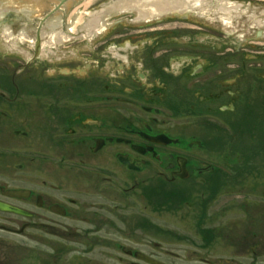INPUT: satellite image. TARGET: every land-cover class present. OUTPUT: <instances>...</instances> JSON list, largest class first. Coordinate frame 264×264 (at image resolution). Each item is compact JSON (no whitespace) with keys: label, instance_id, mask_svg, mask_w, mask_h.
Listing matches in <instances>:
<instances>
[{"label":"flooded vegetation","instance_id":"af4514ba","mask_svg":"<svg viewBox=\"0 0 264 264\" xmlns=\"http://www.w3.org/2000/svg\"><path fill=\"white\" fill-rule=\"evenodd\" d=\"M192 15H157L151 40L115 41L152 64V84L121 89L78 73L77 57L26 60L10 44L32 43L0 40V264H264V159L217 150L224 130L208 116L237 123L220 119L228 106L205 107L233 97L239 79H264V62L252 66L264 48L186 51L165 25ZM185 52L207 62L171 72ZM192 93L204 95L199 132L177 122L191 117Z\"/></svg>","mask_w":264,"mask_h":264},{"label":"rangeland","instance_id":"374dc122","mask_svg":"<svg viewBox=\"0 0 264 264\" xmlns=\"http://www.w3.org/2000/svg\"><path fill=\"white\" fill-rule=\"evenodd\" d=\"M95 1L97 0H77V4L82 3V6L65 12L68 36L71 35L69 31L74 24L77 23L79 29L81 24H86ZM256 1L264 2V0ZM20 17H22V14L20 13L1 17L0 32L18 25V18ZM130 19L131 17L129 12L123 13L119 17L114 16L110 19H106L110 28L100 26V34L96 35L93 46L89 48H86V37L68 43L70 49L74 54L71 55V57L79 58V62L75 64L76 66H74V68L76 67L75 70L78 73L91 72L95 77H105L106 81L110 83L109 85L112 88L116 89L124 88L125 86H123V83H128L130 79L132 81L138 80L139 82H142L143 85L152 84V81L148 77L152 69V64L143 62L138 59L140 58L141 53H134L133 48H130L129 50V48L126 47V43L122 44L115 41L151 40V35H153V33H151L150 30L154 28L153 25L156 19L152 20L148 25L127 26ZM116 21L123 22L117 24V26H111L112 23H115ZM165 26L172 28L170 33H173V35L170 38H173L175 39V41L181 43L182 48L186 47V51L189 50V47L192 45H201V42L207 44H215V41L218 40L234 42L235 44H237L239 50H248V45H250L239 42L229 36H226L214 29L207 27L206 12L192 15V17L187 21H174ZM124 34L129 35L123 38H116ZM29 39L34 38L29 36ZM106 41L108 44L102 45ZM252 45H254V47L256 48L255 54L253 56H258L257 52L260 49L264 48V43ZM20 47L35 53L34 48L36 47L34 44H20ZM185 53V55L181 54V57L180 54H175L176 58L170 64L171 72L179 73L181 72L182 67L185 65H188L189 69L193 71L204 66V63L207 62V58H203L202 61H194V55L192 53ZM248 55L252 54L249 53ZM260 55L262 57L264 56V54ZM37 62L39 61L37 60ZM263 62V60L256 61L252 63V66L253 68H257L262 65ZM50 70L54 71V69L52 68ZM254 71L256 70L254 69L253 72ZM248 77H250L251 79L249 78L250 80H246V78H242L238 80V89L236 88V93L233 95V97L226 95L222 97L221 100L218 101V103L205 105L206 108L208 106H212V108H217L219 105L228 106L229 108L227 112H221L219 115L222 121H231L233 123H237L238 125L250 124V126L252 127L251 134H240L238 130L231 129L223 131L214 138V144L217 147V150L222 152H239L242 154L241 159L243 163H247L251 157L254 159V161H256V159H260L261 161H263L264 159V79L258 78L256 76L254 77V75ZM143 85H141L140 87L143 88ZM189 87L191 90L194 89L192 83L189 84ZM197 97H200V100L203 99L202 96H199L197 94L193 95V93L191 94V99L193 102L198 101ZM187 102L188 101H186V99L182 97L179 104L182 107L186 105ZM188 118L189 119L186 120L180 119L177 122H186L190 124V128L192 131L199 132V128L201 127L199 122L203 121L204 118H195L194 115H191V117L188 116ZM208 119L212 122L222 125L221 123H219L218 118L208 116ZM202 133L204 139L211 145H213V128L206 125V128L202 130ZM208 150V147H205L204 149L195 147L193 149V151L195 152ZM160 225L164 227L167 225V219L165 217L160 221Z\"/></svg>","mask_w":264,"mask_h":264},{"label":"water","instance_id":"95a60500","mask_svg":"<svg viewBox=\"0 0 264 264\" xmlns=\"http://www.w3.org/2000/svg\"><path fill=\"white\" fill-rule=\"evenodd\" d=\"M77 0H0V18L24 12L18 25L0 32V40H23L30 36L41 45L35 53L10 44L15 55L33 57L74 55L68 43L85 38L86 48L93 46L100 26L110 28L105 17L121 9L130 13L127 26L148 25L153 19L178 12L183 16L187 10L206 12V26L244 44L264 43V2L256 0H97L87 24L68 36L66 13L81 7ZM136 10V11H133ZM140 19V20H139ZM143 22H142V21ZM11 30L15 34L10 33ZM259 34V35H258ZM13 35V36H12ZM58 42L59 44H56ZM0 52L8 48L0 43ZM56 60V59H53ZM40 61V60H38ZM38 64V62H36Z\"/></svg>","mask_w":264,"mask_h":264},{"label":"bare ground","instance_id":"6f19581e","mask_svg":"<svg viewBox=\"0 0 264 264\" xmlns=\"http://www.w3.org/2000/svg\"><path fill=\"white\" fill-rule=\"evenodd\" d=\"M20 14H22V16H24V12H20ZM123 14V11L121 10V9H119V10H117V11H115L114 13H112V14H110L109 16H107V17H105V19H110V18H112V17H119L120 15H122ZM172 14H174V15H178V12H175V13H172ZM162 17H164V16H162ZM159 18H161V17H159ZM156 19V18H155ZM88 21V20H87ZM121 22H123V21H121ZM121 22H115V23H112V25L111 26H117V24H120ZM86 24H87V22H86ZM100 28V27H99ZM79 30V27L77 26V23L76 24H74L73 25V27L71 28V30L69 31L71 34H73V33H75V32H77ZM97 34H100V31L98 30V32H97ZM23 40H27L28 42H30V43H32V44H34L35 46L37 45L36 44V41H38V40H36V39H29V36H27V37H23Z\"/></svg>","mask_w":264,"mask_h":264}]
</instances>
